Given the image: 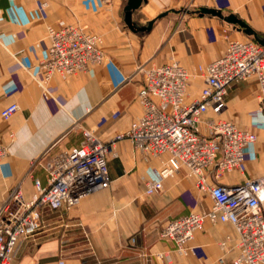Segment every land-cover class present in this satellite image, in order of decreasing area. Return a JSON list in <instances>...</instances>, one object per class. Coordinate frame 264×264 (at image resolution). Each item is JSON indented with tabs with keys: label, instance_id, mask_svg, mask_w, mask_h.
<instances>
[{
	"label": "crops",
	"instance_id": "0c3cea01",
	"mask_svg": "<svg viewBox=\"0 0 264 264\" xmlns=\"http://www.w3.org/2000/svg\"><path fill=\"white\" fill-rule=\"evenodd\" d=\"M126 1L0 0V111L10 102L18 105L8 119L0 115V144L7 149L0 159V203L15 186L31 199L35 180L47 184L50 157L79 146L84 129L109 141L128 128L142 113L140 66L177 60L190 74L185 100L195 99L205 66L224 53L229 40L249 37L217 16L198 13L199 7L234 13L264 38V0H142L131 14L138 26L163 11L176 12L137 32L123 20ZM68 23L99 35L104 58L86 71L56 73L44 83L40 63L49 46L47 26ZM257 94L254 76L241 79L229 86L220 113L202 116L201 132L206 119L221 118L257 136L244 147L238 168L217 178L210 172V181L229 186L264 174V117ZM166 157L144 156L128 139L116 140L107 153L109 186L65 214L42 209L39 230L16 243L11 264H233L239 248L230 222L205 220L186 254L159 237L167 220L207 211L212 202L183 167L162 181L159 192L146 194L145 180L159 178Z\"/></svg>",
	"mask_w": 264,
	"mask_h": 264
},
{
	"label": "built area",
	"instance_id": "2783aa9c",
	"mask_svg": "<svg viewBox=\"0 0 264 264\" xmlns=\"http://www.w3.org/2000/svg\"><path fill=\"white\" fill-rule=\"evenodd\" d=\"M108 5L112 0H100ZM49 46L41 61L43 82L56 73L63 77L86 71L104 58L101 37L68 23L48 25ZM142 83L137 99L142 113L128 128L101 141L92 129L83 130L79 146L52 155L45 165L47 184L35 180L36 192L25 199L18 186L0 203V264H11L16 243L34 235L40 228L42 209H59L64 214L87 195L109 186L107 153L120 139H128L144 156L166 154L159 178L145 180V193L162 189V181L180 168L194 178L195 186L211 197L207 211H189L167 220L159 229L161 239L169 240L182 254L205 220L230 222L237 233L238 255L233 264H264V174L233 185L209 180L238 168L243 149L253 143L254 131L239 128L230 120L209 118L200 131L202 116L220 113L225 107L229 86L254 76L258 83V107L264 117V44L247 37L228 41L224 53L204 68V85L198 96L186 102L190 74L177 60L142 65ZM18 105L10 102L0 115L8 119ZM7 149L0 144V159ZM165 260L167 261L168 258Z\"/></svg>",
	"mask_w": 264,
	"mask_h": 264
},
{
	"label": "water",
	"instance_id": "95a60500",
	"mask_svg": "<svg viewBox=\"0 0 264 264\" xmlns=\"http://www.w3.org/2000/svg\"><path fill=\"white\" fill-rule=\"evenodd\" d=\"M141 2L142 0H127L124 6L123 20L126 26L133 32L150 30L156 19L168 13V11H163L159 13L155 18L150 19L147 24L138 26L133 22L131 14L133 10L137 9L140 6ZM197 11L201 14H211L217 16L223 19L224 21L233 24L238 29H241L246 35L252 36L260 44H264V38H260L257 35V32L252 27H250L243 19L239 18L234 13L225 14L222 12L221 9L208 6H201L197 9Z\"/></svg>",
	"mask_w": 264,
	"mask_h": 264
},
{
	"label": "trees",
	"instance_id": "16d2710c",
	"mask_svg": "<svg viewBox=\"0 0 264 264\" xmlns=\"http://www.w3.org/2000/svg\"><path fill=\"white\" fill-rule=\"evenodd\" d=\"M174 12H176L175 10H172V11H169L168 13H170V14H172V13H174ZM168 13L166 14V15H168ZM257 35L258 36H261V35H263L261 32H257Z\"/></svg>",
	"mask_w": 264,
	"mask_h": 264
},
{
	"label": "rangeland",
	"instance_id": "374dc122",
	"mask_svg": "<svg viewBox=\"0 0 264 264\" xmlns=\"http://www.w3.org/2000/svg\"><path fill=\"white\" fill-rule=\"evenodd\" d=\"M188 8V7H187ZM180 13H183V9H182V11L180 12ZM263 34V33H262ZM249 37H251V36H249Z\"/></svg>",
	"mask_w": 264,
	"mask_h": 264
}]
</instances>
